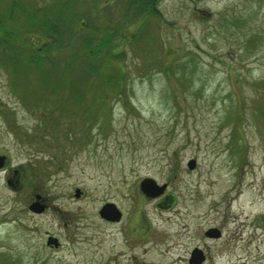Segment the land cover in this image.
<instances>
[{"label": "rangeland", "instance_id": "obj_1", "mask_svg": "<svg viewBox=\"0 0 264 264\" xmlns=\"http://www.w3.org/2000/svg\"><path fill=\"white\" fill-rule=\"evenodd\" d=\"M127 1L71 2L97 37H53L37 53L46 64L29 63L36 40L6 23L0 264H184L192 245L219 248L204 231L220 224L224 239L264 242V0H157L137 19ZM104 33L110 52L91 53ZM143 178L163 191L145 195ZM105 202L119 223L99 216Z\"/></svg>", "mask_w": 264, "mask_h": 264}, {"label": "trees", "instance_id": "obj_2", "mask_svg": "<svg viewBox=\"0 0 264 264\" xmlns=\"http://www.w3.org/2000/svg\"><path fill=\"white\" fill-rule=\"evenodd\" d=\"M25 1L26 0H9L7 2L6 7L0 10V33L2 35L0 37V47L3 46V48L7 51L12 50L9 44L4 47L5 38H8L11 35V34L8 35L9 31L7 29L9 26H6V23L7 21L11 22V26L13 25L17 26L19 32L23 33L25 36H28L30 40L32 39L36 40L35 42L28 44L29 52L26 53H28L27 57L29 63L32 62L34 64H39V63L46 64L44 60L39 59L41 57V55L38 56L37 54L39 53L38 52L39 49L42 50L44 49L46 52V49H48L49 45H51V43L54 42L53 37L56 36H58L59 38V42H60L59 46L63 44L64 41L68 42L69 40L67 38L66 39L62 38V36L65 34V31H68V33L66 32L68 35L75 34L76 29H81L83 26L87 28L88 26L89 28H92L91 32L94 34V36H86V41H84L85 45L86 46L90 45L91 42L96 39L97 32L99 31L98 26H96L93 23L87 24L85 22V19H82L83 17L81 15L82 11L80 12V10H77L73 12L71 11L73 9H70L71 2H74L73 3L74 5L72 6L75 7L77 3L81 4L84 0H41V1L39 0L41 4L39 8H37L36 6V1L34 2L28 1V3ZM67 2L69 3L67 4ZM126 5H127L126 12H129V10L131 12L133 11L132 16L134 19L141 17L144 18L145 16L153 15V14L156 15L159 13L156 8L157 0H128ZM96 13L98 12L96 11ZM110 38L111 35H107V33H104L100 38V44L97 43L96 48L91 53L95 55L98 54L99 56H101V51L103 50L100 49L101 47L102 48L106 47L105 49L108 51H106L105 53L110 52L109 49H107L108 44L110 43L109 42ZM24 44L26 45L25 41ZM44 45H46V47L43 48ZM10 52H9V56L11 57ZM13 53H14L13 59L15 60H13L10 69L12 72H15L14 69H17V67L20 68L21 65L24 66V62H23V58L17 55V51ZM85 56L86 53L81 57L91 58V60H94V58L91 56H87V57ZM65 61L66 62L69 61V64H67L68 65L67 68H68L70 66V60L66 59ZM90 66L91 65L86 66V68L89 67L87 70V73H89V75L94 74L95 72L94 71L95 66H91V67ZM95 70L97 71V69ZM99 72L100 70H98V73ZM3 264H14V262H12V260H9Z\"/></svg>", "mask_w": 264, "mask_h": 264}, {"label": "flooded vegetation", "instance_id": "obj_3", "mask_svg": "<svg viewBox=\"0 0 264 264\" xmlns=\"http://www.w3.org/2000/svg\"><path fill=\"white\" fill-rule=\"evenodd\" d=\"M227 210L226 208L224 212ZM121 218L119 221L108 222L119 223ZM221 222L224 223V220L222 219ZM263 222L264 215L259 217L256 227H259L260 223L263 225ZM222 228L223 224H220L204 231V235L214 242L223 239V242L218 245L219 248L215 249L214 253L209 254V249L206 245L204 247L192 245L186 253L184 264H264L263 239H259L251 248L248 246L249 243L246 242V238L228 236L224 239ZM59 246L51 248L58 249Z\"/></svg>", "mask_w": 264, "mask_h": 264}, {"label": "water", "instance_id": "obj_4", "mask_svg": "<svg viewBox=\"0 0 264 264\" xmlns=\"http://www.w3.org/2000/svg\"><path fill=\"white\" fill-rule=\"evenodd\" d=\"M3 164V158L0 156V167ZM195 162L190 160L187 165L189 168H193ZM140 190L147 196H155L163 191L164 185H157L151 178H143L139 183ZM81 190L75 188L74 196L79 197ZM40 197L39 194L35 195V200L29 204V209L33 212L39 213L44 210V205L38 200ZM99 216L106 221H119L121 218V211L113 202H105L98 210ZM45 244L50 247L57 248L60 244L57 237L53 235H47Z\"/></svg>", "mask_w": 264, "mask_h": 264}]
</instances>
